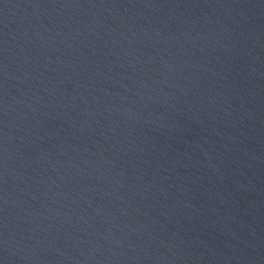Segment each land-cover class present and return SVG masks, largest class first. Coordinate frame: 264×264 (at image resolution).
I'll return each mask as SVG.
<instances>
[{
  "label": "water",
  "instance_id": "water-1",
  "mask_svg": "<svg viewBox=\"0 0 264 264\" xmlns=\"http://www.w3.org/2000/svg\"><path fill=\"white\" fill-rule=\"evenodd\" d=\"M0 264H264V0H0Z\"/></svg>",
  "mask_w": 264,
  "mask_h": 264
}]
</instances>
